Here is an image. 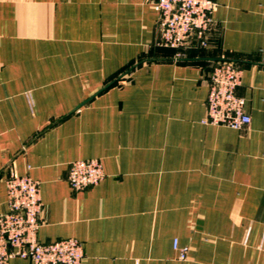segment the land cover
Here are the masks:
<instances>
[{
  "label": "crops",
  "instance_id": "obj_1",
  "mask_svg": "<svg viewBox=\"0 0 264 264\" xmlns=\"http://www.w3.org/2000/svg\"><path fill=\"white\" fill-rule=\"evenodd\" d=\"M156 1L0 0V213L13 171L39 183L38 240H78L83 264H264V0H214L184 54L158 45ZM220 59L240 130L202 124ZM92 158L104 179L73 191Z\"/></svg>",
  "mask_w": 264,
  "mask_h": 264
},
{
  "label": "built area",
  "instance_id": "obj_2",
  "mask_svg": "<svg viewBox=\"0 0 264 264\" xmlns=\"http://www.w3.org/2000/svg\"><path fill=\"white\" fill-rule=\"evenodd\" d=\"M159 15L158 45L184 54L191 47L208 48V33L217 9L214 0H157ZM241 68L232 61L220 60L213 66L208 83L206 116L202 124L240 130L250 124L245 100L236 94ZM105 177L101 160H75L69 164L67 181L80 192L98 185ZM6 211L0 213V264L14 258L31 264H83L82 244L74 238L42 243L38 240L43 205L39 183L28 175L11 171L5 180ZM179 260H185L187 247L173 240Z\"/></svg>",
  "mask_w": 264,
  "mask_h": 264
},
{
  "label": "trees",
  "instance_id": "obj_3",
  "mask_svg": "<svg viewBox=\"0 0 264 264\" xmlns=\"http://www.w3.org/2000/svg\"><path fill=\"white\" fill-rule=\"evenodd\" d=\"M223 60L232 61V60H229V59H223ZM232 62L237 65V63H235L234 61H232Z\"/></svg>",
  "mask_w": 264,
  "mask_h": 264
},
{
  "label": "water",
  "instance_id": "obj_4",
  "mask_svg": "<svg viewBox=\"0 0 264 264\" xmlns=\"http://www.w3.org/2000/svg\"><path fill=\"white\" fill-rule=\"evenodd\" d=\"M220 60H222V59H220Z\"/></svg>",
  "mask_w": 264,
  "mask_h": 264
}]
</instances>
